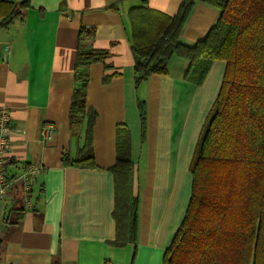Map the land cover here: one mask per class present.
<instances>
[{
  "label": "crops",
  "instance_id": "crops-1",
  "mask_svg": "<svg viewBox=\"0 0 264 264\" xmlns=\"http://www.w3.org/2000/svg\"><path fill=\"white\" fill-rule=\"evenodd\" d=\"M144 1L148 9L173 16L183 0ZM113 5L116 10H109ZM141 6L142 0H30L21 19L0 29V111L9 112L11 129L7 177L19 176L27 163L44 167L29 192L17 181L0 201V264H51L54 258L60 264H162L185 215L189 165L225 63L214 62L195 85L186 76L189 62L172 58L167 75L136 87L128 14ZM219 14L198 1L180 43L202 41ZM80 30L87 35L83 50L108 54L86 69L85 103L97 113L94 169L62 163L75 157L85 132L84 123L69 124ZM44 124L54 128L46 142L40 139ZM124 146L139 200L137 239L115 248L110 169ZM143 156L146 167L140 168Z\"/></svg>",
  "mask_w": 264,
  "mask_h": 264
},
{
  "label": "trees",
  "instance_id": "trees-1",
  "mask_svg": "<svg viewBox=\"0 0 264 264\" xmlns=\"http://www.w3.org/2000/svg\"><path fill=\"white\" fill-rule=\"evenodd\" d=\"M29 1L0 0V29L21 19ZM128 14L134 83L167 75L172 58L189 62L186 76L200 85L211 65L225 63L218 94L200 131L189 165L190 199L162 264H264V0H183L173 16L145 6ZM217 10L219 18L193 46L180 43L195 4ZM109 10L115 11L116 5ZM80 30L70 126L85 124L82 146L65 166L94 169V109L87 108L86 69L102 62L105 51H85ZM187 78V79H188ZM141 130L146 111L139 105ZM125 144V142H124ZM124 146L110 169L114 181L115 240L122 248L137 239L139 200L132 192L134 166ZM51 264H60L54 258Z\"/></svg>",
  "mask_w": 264,
  "mask_h": 264
},
{
  "label": "built area",
  "instance_id": "built-area-1",
  "mask_svg": "<svg viewBox=\"0 0 264 264\" xmlns=\"http://www.w3.org/2000/svg\"><path fill=\"white\" fill-rule=\"evenodd\" d=\"M11 133L10 115L5 109L0 111V201L4 200L12 188V184L19 181L23 183L25 192L30 190V182L36 178L38 174L44 171L41 164H24L19 176L13 180L7 177V154L9 151L8 137ZM54 135V128L50 124H44L40 130V139L42 141L50 140Z\"/></svg>",
  "mask_w": 264,
  "mask_h": 264
},
{
  "label": "rangeland",
  "instance_id": "rangeland-1",
  "mask_svg": "<svg viewBox=\"0 0 264 264\" xmlns=\"http://www.w3.org/2000/svg\"><path fill=\"white\" fill-rule=\"evenodd\" d=\"M186 104V103H185ZM176 113H177V120H181V118H182V115L184 114V112H182V111H180V106H179V108L177 109V111H176ZM144 159H145V157L143 156L142 157V159H141V162H140V168L142 167H146V165H145V163H144ZM172 166H174V165H172Z\"/></svg>",
  "mask_w": 264,
  "mask_h": 264
}]
</instances>
